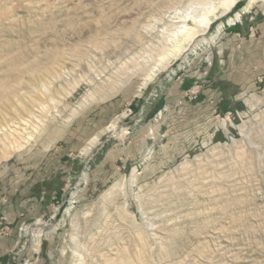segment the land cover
<instances>
[{"label": "rangeland", "instance_id": "1", "mask_svg": "<svg viewBox=\"0 0 264 264\" xmlns=\"http://www.w3.org/2000/svg\"><path fill=\"white\" fill-rule=\"evenodd\" d=\"M164 1L167 9L178 11L189 4ZM157 2L0 0V86L19 79L27 97L7 119L29 120L32 112L40 113L43 123L32 141L0 160V182L22 183L30 176L50 186L43 188L42 211L16 231L0 218V264H264V59L259 55L252 71L237 72L234 53L240 44L234 38L241 34L227 32L241 24H228L236 13L262 3L241 0L239 9L212 23L205 44L171 59L143 87L133 63L146 65L148 53L154 59L164 52L163 32L172 22L161 19L166 13L156 12ZM245 14L252 23V12ZM250 37H256L253 28ZM141 52L147 54L139 59ZM56 54L59 62L71 59L74 79L87 73L89 65L92 82H80L71 91L48 74L45 93L42 76ZM180 74L187 75L186 90L223 87L228 97L243 92V111L238 103L232 106L240 117L224 114L215 120L227 130L225 123H232L233 135L220 143L197 141L173 161L163 156L153 160L154 146L138 157L139 147L129 143L134 123L143 116L144 105L151 110L161 105L155 104L158 93L150 86L162 76L175 81ZM126 77V84L106 97ZM90 93L106 98L81 105ZM199 95L191 103L177 102V110L200 101ZM162 108L163 117L167 107ZM214 109L209 105L210 113ZM156 112L155 126L162 119L155 121ZM242 124L250 130L247 139L239 131ZM155 126L149 137L155 136ZM127 128L130 137L123 136ZM95 136L98 141L85 152ZM158 138L165 141L163 134ZM184 162L188 167L179 170ZM121 182L124 189L112 191Z\"/></svg>", "mask_w": 264, "mask_h": 264}, {"label": "crops", "instance_id": "2", "mask_svg": "<svg viewBox=\"0 0 264 264\" xmlns=\"http://www.w3.org/2000/svg\"><path fill=\"white\" fill-rule=\"evenodd\" d=\"M255 7L257 9L255 8L254 10H252L253 8H248L255 16L252 23H249V17L245 14L241 18L240 25L227 31L232 36L237 33L241 34V38H234V41L240 44V49L234 53V58L237 60V63L234 64L237 72H241L242 69L246 72L252 71L256 66L255 64H258L256 60L259 55H262L264 59V13L262 12L264 6ZM258 13L260 16H258ZM250 28L256 31V37L248 38ZM225 46L227 47V44ZM218 47H223L220 40ZM209 57L210 59L213 57L212 53ZM250 60L252 61L250 62ZM258 68V72L255 71L257 75L261 71L260 66ZM179 76L183 77V79L178 77L177 80L173 81L168 79V77L162 76L150 86V89H154L158 93L157 100L154 101L155 104H161L160 107H167V112L163 114L158 125L155 126L153 116L160 107L157 105L151 110L150 106H143L141 101L138 102L141 107H144L143 116L140 117L139 122L134 123L133 136L131 142H129L130 144L133 143V146L139 147L137 148L139 149L138 157L142 156L144 150H147L146 148L154 146L153 160L158 156H163L166 162L167 160L173 161L191 149L192 144H198L197 141L199 143H206L207 141L220 143L227 140L229 134L233 135L235 128L232 123L228 125L225 123V126L229 128L227 130V128H223V124L221 126L215 120L224 114H232L234 120L235 116L239 118L240 113L232 106L238 103L237 106L243 111L244 106H246L243 101H240L243 97V92L238 93V96L228 97L226 95L227 91L223 87L214 89L203 88L198 98L201 100L187 105L186 110L180 113L177 110V102L186 88H188V81L187 79L185 80L187 75L180 74ZM228 99H230V103ZM252 103L261 105L254 99ZM209 105L215 107L212 113L209 112ZM154 126L155 136L149 137L148 130ZM160 134L165 136L164 142L158 138ZM159 144L160 146H158ZM162 167H164L163 164ZM153 168L158 169L155 164H153ZM48 187L50 186L47 180L35 181L30 179V176L22 183L14 184L12 180H10V183L5 184L0 182V197H4L0 200V218L5 217L11 229L16 231L28 217H33L42 211L45 204L43 195L48 190Z\"/></svg>", "mask_w": 264, "mask_h": 264}, {"label": "bare ground", "instance_id": "3", "mask_svg": "<svg viewBox=\"0 0 264 264\" xmlns=\"http://www.w3.org/2000/svg\"><path fill=\"white\" fill-rule=\"evenodd\" d=\"M157 1H158L157 2L158 9L156 12L158 13L165 12L166 14L161 16V19L168 17L172 19V22L169 25V27L165 30V32H163L164 35L162 37V45L164 46V52H162L161 54H157L154 59L152 53L147 54L146 52H141L142 54L140 55L138 54L139 59L140 58L142 59L143 54H147L150 60L146 62V65H142V64L140 65L137 63V61L133 63L134 65L133 69L135 71H140L138 73H140L141 76L143 77L142 78L143 87L147 85V83L150 82L156 76L157 72L164 71L166 65L171 59L173 60L178 59L186 55L190 51H192V49H194L196 46L198 45L200 46V44H205L207 42V38H205V36L212 23L215 22V20L221 19L224 16L228 15L231 12V10L241 0H189V4L184 9L179 11L176 8L173 9L171 8L172 10L167 9L164 0L161 1L157 0ZM173 1L175 4H180L182 0H173ZM259 1L262 3L261 5L264 6V0H259ZM156 23L158 22L156 21ZM190 23L192 24V26H190ZM154 27L155 26L151 27L149 30L150 31L153 30ZM214 39L211 41L212 44H215ZM139 41H141L140 38ZM60 58L61 57L59 55L57 54L54 55L52 59V64H50L51 70L49 71V73L48 70H44V74L42 76L43 85L41 87L43 88L45 93L48 92V90H46L45 87L46 83L49 82V81H45V77L48 74L52 76L50 77V79L55 83H63V84L67 83L70 86L71 91H74L78 87L80 82H87V83L92 82L88 74V72H91L89 65H87L88 66L87 73L81 72L79 76L76 75L77 78L74 79L75 76H73L72 78L71 77L72 74L70 72L72 69L71 59L64 58L61 62H59ZM151 60L152 62L149 64V61ZM137 65L140 66L141 68L137 67ZM16 67L18 66L16 65ZM17 69L19 68H16L15 70ZM21 69L22 68H20L19 70L21 71ZM61 73L64 75L63 78H61ZM119 76H121V74ZM126 78H122V79L120 78L121 81L115 82V85L112 89L113 91H110L106 97L112 95L113 92H115L114 90L118 91L119 89H121L128 81V78L127 79ZM13 82L12 84L7 83V85L0 86V160L8 159L11 155L18 152L20 149L26 146L30 141H32L34 133H36L39 126L43 124L40 113L39 115H36L32 112H29L28 115L29 120H25L24 117L23 118L21 117L20 119H16L18 121L9 118L7 119L8 114L14 111L13 110L14 106L17 107V105L20 104L19 102L20 99L23 100L24 98H27L25 96V93L23 92L24 89L22 87L23 85L22 81L16 79V81ZM95 94L97 95L95 96L94 93L87 94L80 102V104L82 103L81 105H83V103H87V102L89 103L96 99L106 98V97H102L98 93ZM43 109L44 107L40 108L39 111L42 112ZM14 112H16V110ZM34 121L36 122L35 124ZM19 122H24L23 127L20 126ZM239 131L240 133L243 134L245 133L243 137L244 139L248 138V132H250V130L247 129L246 124H242V126L239 127ZM97 141H98L97 136L91 138L88 142V145L84 148L85 152L90 151V149L96 144ZM179 167H180L179 170H184L188 167V163L184 162L180 164ZM123 185H124L123 182H121L118 185H115L112 191H114L116 188H121V190H123L124 189ZM37 237L40 236L36 235V238Z\"/></svg>", "mask_w": 264, "mask_h": 264}, {"label": "built area", "instance_id": "4", "mask_svg": "<svg viewBox=\"0 0 264 264\" xmlns=\"http://www.w3.org/2000/svg\"><path fill=\"white\" fill-rule=\"evenodd\" d=\"M244 14H245L244 11H240V12L236 13L233 18H230L229 19L228 24H231L233 26V25L239 23L241 21V18H242V16ZM209 64H210V62H209ZM198 88H199L198 86H196V87L194 86V87H190L189 89L185 90L184 93L182 94L180 100L178 101V106H181L185 100L187 102L191 103L195 99H197V97H198V95L200 93V91H199ZM153 96L156 97V95H153ZM164 111H166V109L165 108L164 109L162 108V109H160V110H158L156 112V115H155V121L156 122L161 119L162 112H164ZM129 115H131V111H130V114ZM131 133H132L131 129L127 128L125 130V132L123 133V136L130 137L131 136ZM149 134H151V131H149Z\"/></svg>", "mask_w": 264, "mask_h": 264}, {"label": "trees", "instance_id": "5", "mask_svg": "<svg viewBox=\"0 0 264 264\" xmlns=\"http://www.w3.org/2000/svg\"><path fill=\"white\" fill-rule=\"evenodd\" d=\"M241 6H242V4H241V3L237 4V5L235 6L234 10H237V9H239Z\"/></svg>", "mask_w": 264, "mask_h": 264}]
</instances>
